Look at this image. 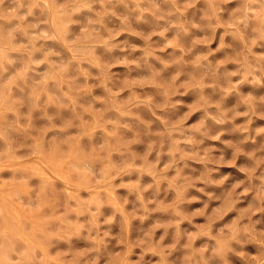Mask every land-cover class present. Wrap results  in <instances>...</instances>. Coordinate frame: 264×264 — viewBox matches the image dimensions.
<instances>
[{
  "label": "rangeland",
  "instance_id": "1",
  "mask_svg": "<svg viewBox=\"0 0 264 264\" xmlns=\"http://www.w3.org/2000/svg\"><path fill=\"white\" fill-rule=\"evenodd\" d=\"M0 264H264V0H0Z\"/></svg>",
  "mask_w": 264,
  "mask_h": 264
}]
</instances>
